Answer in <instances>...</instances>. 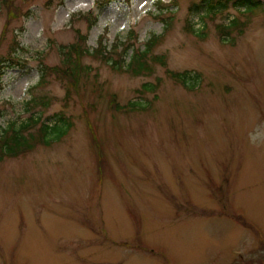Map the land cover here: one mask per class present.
Returning a JSON list of instances; mask_svg holds the SVG:
<instances>
[{"label":"rangeland","instance_id":"374dc122","mask_svg":"<svg viewBox=\"0 0 264 264\" xmlns=\"http://www.w3.org/2000/svg\"><path fill=\"white\" fill-rule=\"evenodd\" d=\"M201 1L15 0L19 17L0 0V58L17 54L0 76L2 127L27 121L33 95L50 97L43 120L72 122L0 161V264H264V10L206 15ZM79 35L93 50L162 36L165 63L134 77L90 55L72 99L55 76L32 92ZM171 70L201 78L187 89ZM155 96L148 111L112 109Z\"/></svg>","mask_w":264,"mask_h":264},{"label":"trees","instance_id":"16d2710c","mask_svg":"<svg viewBox=\"0 0 264 264\" xmlns=\"http://www.w3.org/2000/svg\"><path fill=\"white\" fill-rule=\"evenodd\" d=\"M24 3L27 0H20ZM115 0H98L99 4H109ZM10 14L23 17L27 13L19 11L15 7V0H2ZM23 5L21 4V7ZM197 13L204 12V14H223L224 11L232 8L237 11L243 10L245 13L251 14L256 11L264 10V0H202L199 4L194 5ZM193 11V9H192ZM97 19V18H96ZM94 19L90 22V26L96 21ZM163 21H170L169 18H162ZM169 22V23H170ZM238 28V20L233 19L228 26H219L220 34L226 37H230L233 31ZM242 33V31L240 32ZM162 36H153L145 43L144 50L135 49L133 44L130 43L131 38L127 39V44L124 43L121 47L108 48L103 47V40L99 42V48L96 50L87 47V35H79L76 42L63 45L60 49L62 54L61 64L54 67L44 65L41 67V77L39 82L33 87L32 92L38 90L48 84V78L55 76V78L64 82L66 88L65 101L72 99V96L79 93L81 81L88 76L89 67L83 63V59L86 56H95L106 63H111L113 68L118 71L131 74V76L139 77L145 75H151L153 73L152 64L155 61H159L164 64L163 56H156L153 54L156 47L160 44ZM17 44V43H16ZM16 44L12 51H15ZM118 49V50H117ZM108 50V52H107ZM133 50L132 55L129 57L130 61L127 62V56L129 51ZM114 51V52H113ZM15 53V52H13ZM118 54L119 58L114 60L113 55ZM11 57V56H10ZM14 64L13 58H0V76L4 74L5 64ZM167 75L170 79L183 87L190 89V82L193 80H199L200 75L189 78V71L176 72L167 71ZM196 86V84H195ZM194 86V87H195ZM158 89L157 85L144 84L143 90L139 91L141 95L145 93H153ZM157 96L153 101H149L148 106L143 105L140 102H129L127 105L120 106L117 102H113L112 109L116 112L130 113V112H143L148 111L153 102L157 101ZM50 97L44 95H33L27 103V110L31 111L30 117L27 121L18 123L12 122L7 127L0 126V161L6 157H17L26 151L34 149L38 145L51 146L54 142H58L63 139L68 131L72 127V122L69 118L64 116V113L59 112L52 116L49 120L52 124L43 120L40 110H48ZM37 108L40 110L36 111ZM0 115L2 112L0 111Z\"/></svg>","mask_w":264,"mask_h":264}]
</instances>
